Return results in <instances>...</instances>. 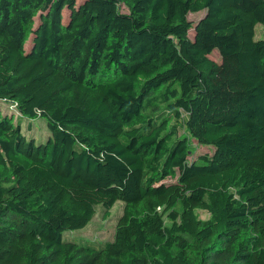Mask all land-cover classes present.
<instances>
[{"label":"trees","instance_id":"obj_1","mask_svg":"<svg viewBox=\"0 0 264 264\" xmlns=\"http://www.w3.org/2000/svg\"><path fill=\"white\" fill-rule=\"evenodd\" d=\"M0 99V264H264V0H0Z\"/></svg>","mask_w":264,"mask_h":264},{"label":"rangeland","instance_id":"obj_2","mask_svg":"<svg viewBox=\"0 0 264 264\" xmlns=\"http://www.w3.org/2000/svg\"><path fill=\"white\" fill-rule=\"evenodd\" d=\"M203 11L199 12H192L190 13V18L198 19L202 15ZM65 16V13H64ZM38 18V16H37ZM258 36L260 35V29L261 26H258ZM30 46V41L27 43V47ZM212 56L214 58H220L219 57V51L217 49H214L212 52ZM0 107L2 108L3 113H6L9 111L14 115L15 122H21L22 129L24 132L27 133V135L33 134V132L36 135L37 141L43 140L48 136L49 128L47 121L44 118H36V121L34 123L33 128L29 126L28 119L23 118L20 120V112L18 108L13 105L11 102L7 100L0 99ZM210 146L198 144L196 152H203V151H210ZM122 203L123 200L119 199L115 202L114 206L110 210V214L107 217H104L101 215V213H97V215L89 221L85 226L81 228H77L74 230H68L66 232L67 235H75V236H84L88 238H93L98 241H104L107 239H110L114 236L115 231V224H116V217L118 214L122 211ZM202 217H206L207 213L204 211L199 212Z\"/></svg>","mask_w":264,"mask_h":264},{"label":"built area","instance_id":"obj_3","mask_svg":"<svg viewBox=\"0 0 264 264\" xmlns=\"http://www.w3.org/2000/svg\"><path fill=\"white\" fill-rule=\"evenodd\" d=\"M13 105H16V103L12 102Z\"/></svg>","mask_w":264,"mask_h":264}]
</instances>
